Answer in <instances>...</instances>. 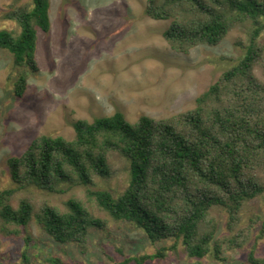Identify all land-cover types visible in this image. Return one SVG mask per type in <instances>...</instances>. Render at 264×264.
I'll return each mask as SVG.
<instances>
[{
  "label": "trees",
  "instance_id": "obj_1",
  "mask_svg": "<svg viewBox=\"0 0 264 264\" xmlns=\"http://www.w3.org/2000/svg\"><path fill=\"white\" fill-rule=\"evenodd\" d=\"M50 0H31L17 14L19 33L0 31V50L9 52L15 68L21 69L15 94L22 98L29 77L38 71V32L50 30ZM148 17L171 20L163 38L182 54L199 45L217 46L239 24H249L240 60L222 73L195 100L192 111L167 120L141 116L130 124L121 112L110 117L79 120L74 137L42 135L20 157L7 159L14 188L0 191V232L18 237L35 222L55 243L87 248L91 229L104 231L105 220L96 218L83 202L70 199L65 210L43 203L35 206L23 198L12 205L16 194L30 187L61 194L81 186L112 220L142 231L152 243L171 240L155 254L125 258L116 264H145L164 259L182 245L189 260L202 264L208 255L222 261L225 250L239 249L251 229L264 220L252 217L246 230L217 238L213 207L228 216V229L235 231L245 203L264 194L259 177L264 174V82L254 74L264 71V0H151ZM128 164V185L118 196L92 190L95 180L113 175L110 154ZM30 238L25 239L29 243ZM23 259L29 262L24 254ZM248 264H264L252 249ZM0 264H4L0 260Z\"/></svg>",
  "mask_w": 264,
  "mask_h": 264
},
{
  "label": "rangeland",
  "instance_id": "obj_2",
  "mask_svg": "<svg viewBox=\"0 0 264 264\" xmlns=\"http://www.w3.org/2000/svg\"><path fill=\"white\" fill-rule=\"evenodd\" d=\"M150 1L50 0V30L38 32V71L29 77L22 98L15 94L21 69L14 67L9 52L0 50V191L15 187L7 159L23 155L36 138L46 135L72 140L75 122H91L116 112L134 124L141 116L167 120L192 111L195 100L243 56L238 43L246 42L249 24L236 25L217 46L199 45L189 54L175 52L163 38L171 20L148 17L145 10ZM30 2L0 0V31L18 34L17 14L29 8ZM259 43L264 45V34ZM254 74L264 82L261 66L255 67ZM109 162L113 175L96 179L91 189L118 196L128 185V164L115 153L110 154ZM259 177L264 184V174ZM62 189L64 193L56 194L30 187L17 193L12 205L26 198L37 207L47 203L65 210L70 199L80 200L94 217L107 222V229H91L85 251L76 244L55 243L35 222L18 237L0 232L4 264H116L171 245V240L152 244L133 225L112 220L87 201L84 187ZM211 216L218 225L216 237H231L246 230L252 217L264 220V194L244 204L235 231L228 229V216L221 208L213 207ZM260 229L261 223L251 229L241 248L225 250L222 261L210 254L202 264H248L252 249L257 257H264ZM189 261L179 245L164 259L145 264Z\"/></svg>",
  "mask_w": 264,
  "mask_h": 264
}]
</instances>
